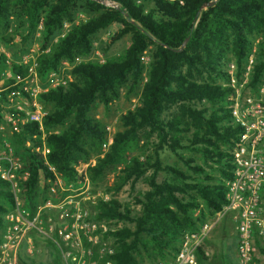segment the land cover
Returning <instances> with one entry per match:
<instances>
[{"label":"trees","instance_id":"1","mask_svg":"<svg viewBox=\"0 0 264 264\" xmlns=\"http://www.w3.org/2000/svg\"><path fill=\"white\" fill-rule=\"evenodd\" d=\"M77 1L0 0V23L7 22L11 9L19 10L28 20L29 31L23 35V43L29 41L43 18L42 46L50 48L38 58L43 79L57 71L62 61L76 64L90 55L92 37L114 23L121 24L122 29L113 42L132 35L121 57L104 64L77 63L73 73L78 82L70 81L40 95L46 108H52L44 120L49 165L67 185L81 187L83 178L78 176L76 166L86 162L92 152L100 151L105 141L104 126L90 117L93 105L100 101L109 107L121 99L124 87L133 94L144 80L143 61L152 48L140 103L122 116L124 131L113 138L109 152L89 167V177L94 184L107 169L121 166L123 186L152 171L146 177L150 189L135 197L134 203L140 207L137 216L130 207L123 208L111 200L98 203L95 219L134 224L133 228L110 231L115 239L116 264H145V258L159 260L156 264L173 260L183 235L216 216L227 203L226 181L232 178V151L241 129L233 124L230 109L235 89L216 84L214 76L228 78L222 68L231 53L240 77L252 39L260 35L248 86L256 92L264 78V0H111L119 4L118 9H108L96 0H83L86 8L98 15L74 25L51 46L64 23L74 21ZM186 39L189 42L181 50ZM13 40V36L4 38L9 44ZM13 67L14 72L25 73L18 64ZM6 71V60L0 56V82ZM12 83L10 80L7 85ZM174 107L178 110L168 117ZM71 117L73 121L66 125ZM58 128L59 133H50ZM141 131H149L159 140L154 162L150 158L141 161L135 155L142 149ZM9 133L14 157L23 162V171L30 173L20 186L22 211L31 217L40 202L47 199L55 175L36 152L40 145L37 125L20 126ZM28 141L32 142L31 148L26 147ZM165 148L176 154L187 171L162 163L159 152ZM181 151L196 153L202 163ZM161 172L171 178L159 181ZM0 201L1 235L3 215L14 207L10 184L1 178ZM39 240L35 237L36 246ZM201 256L200 263L207 264L203 250Z\"/></svg>","mask_w":264,"mask_h":264},{"label":"built area","instance_id":"2","mask_svg":"<svg viewBox=\"0 0 264 264\" xmlns=\"http://www.w3.org/2000/svg\"><path fill=\"white\" fill-rule=\"evenodd\" d=\"M112 9L119 4L111 0H96ZM101 63H105L102 59ZM254 56H250L241 76V89L236 85L231 97L232 122L240 127L232 151V178L226 181L227 203L216 216L200 224L195 231L186 232L175 258L158 264H201V250L206 252V240L217 223L231 215L238 233L237 257L239 264H256L255 251H264V78L256 92L248 86L252 81ZM7 76L13 81L8 86L0 85V178L10 184L14 207L3 215V230L0 235V264H19L20 257L36 251V238L45 239L58 250L62 264H116L115 239L108 221L95 219L89 208V193L92 185L89 177L91 160L76 166V172L83 178L77 188L67 185L49 165L47 132L44 120L49 111L41 102L40 95L50 90L40 86L38 57L29 54L17 63L25 73L14 72L13 63L7 57ZM235 82V79L233 80ZM64 79L54 83L53 88L65 85ZM8 92L5 97L3 93ZM242 92V93H241ZM24 125L38 126L40 145L35 149L41 154L55 180L48 197L40 202L36 212L26 216L22 211L21 182L28 179L24 164L14 157V146L7 133ZM50 133H53L52 131ZM115 137L111 128L105 130L103 153H108ZM27 148L32 142L26 143ZM103 156V155H102Z\"/></svg>","mask_w":264,"mask_h":264},{"label":"rangeland","instance_id":"3","mask_svg":"<svg viewBox=\"0 0 264 264\" xmlns=\"http://www.w3.org/2000/svg\"><path fill=\"white\" fill-rule=\"evenodd\" d=\"M140 2V1H139ZM108 9V6L104 5L101 2H97ZM74 21H66L64 23L63 29L56 34L54 39L51 41V46L57 44L58 41L66 36V34L71 30L74 25H78L82 22H85L92 18L93 16L98 15V13L90 12L86 8V2L83 0L77 1V6L74 12ZM43 17V16H42ZM43 18L40 22L38 29H36L35 33L31 36L27 43L22 42L23 35H26L29 31L28 20L21 16V12L19 10L11 9L9 12V18L6 23H0V56H2L5 60L7 57H10L13 65H17V63L22 62L26 59V57L33 53L38 58L41 54L49 52L50 48H43V26H42ZM122 29V25L119 23H114L110 27L105 30L99 31L92 37L93 40V50L90 55L80 58L77 60V63H101L102 59L105 63L108 60H113L121 57L128 45L131 42L132 35L127 34L122 37L120 40L113 42L114 37L119 33ZM13 36V44H9L4 41L5 37ZM261 40L260 35H256L252 39V45L250 48V56H254L258 50V44ZM49 46V47H51ZM153 49L150 48L144 57V67H145V75L144 80L140 87L136 89L133 94H128V88L124 87L122 89V97L121 99L115 101L109 107L105 106L100 101H97L90 112V117L96 121L100 122L104 126V132L109 127L114 132V135L120 131H124L122 116L129 111H134L141 100V94L143 91V85L147 81V72L148 66L151 61V56L153 54ZM248 57V58H249ZM248 61V60H247ZM76 64H71L68 61H62L59 69L55 72H52L48 75L47 78H41L40 86L42 88L54 89L53 85L59 79H64L66 81V86L70 81L78 82L79 78L74 75L73 71ZM104 64V63H102ZM7 65V64H6ZM223 71L227 73L228 78L223 79L219 75L214 76V81L216 84L223 86H231L236 85L238 89H241V76L246 75L245 71L242 72L241 76H238L237 64L234 61L232 54L228 55V60L226 64L223 66ZM8 70V67H7ZM253 70V69H252ZM252 75V72L251 74ZM235 79V82L233 81ZM10 81V78L7 76V71L3 80H1L0 85L8 86L7 83ZM1 88V87H0ZM234 88V87H233ZM235 89V88H234ZM242 93V92H241ZM48 111L52 110L51 107H48ZM178 110V107H174L171 111L167 113V116L170 117L175 114ZM73 121V118H69L66 125L70 124ZM61 131L60 128L52 130L53 133H59ZM8 139L10 138V133H7ZM158 138L156 135H151L149 131H141L140 132V147L142 149L136 150L135 155L140 158L141 161H146L149 158L151 162H154L155 157V145L158 144ZM142 150V151H141ZM144 150V151H143ZM107 153H103L101 149L98 152H92V156L84 163H88L91 160H94V163L98 160V158L105 156ZM181 154L186 157H191L197 160L198 163H202V159L199 155L192 151H181ZM103 155V156H102ZM159 158L164 165H171L178 169L187 171L186 166L180 161V159L173 153L170 149L165 148L164 150L159 152ZM121 166L118 167H110L106 170L105 174L94 184L91 181V191L89 193V208L92 210L94 214H98V203L101 201L110 202L111 200L118 201L123 208L130 207L134 210V216H137L140 213V207L136 206L134 203L135 197L141 193H145L150 189V185L146 182V177L149 176L152 171H149L145 177L136 180L130 181L127 184L121 186L120 176L121 174ZM159 181H163L165 179H170L171 176L166 172H161L158 175ZM1 202V201H0ZM122 208V209H123ZM199 212H197L198 214ZM109 226L113 231L122 230L125 227L133 228V223H125L119 220H109ZM215 231L213 234L207 238L206 246L209 249L211 254L210 256V264H239L237 253L235 252V224L231 220L230 215H226L221 218V222L217 224L215 227ZM48 242V241H47ZM52 245V250L56 255H58L57 249ZM42 244H38L36 246V251L41 247ZM42 248V247H41ZM34 252V255L36 253ZM59 256V255H58ZM27 261V256L23 257ZM58 264H62L61 258ZM24 260V261H25ZM159 260L149 258H145V264H156ZM264 261V258L259 260L260 263Z\"/></svg>","mask_w":264,"mask_h":264},{"label":"crops","instance_id":"4","mask_svg":"<svg viewBox=\"0 0 264 264\" xmlns=\"http://www.w3.org/2000/svg\"><path fill=\"white\" fill-rule=\"evenodd\" d=\"M230 217H231V220H232V216L231 215H230ZM219 222H221V219H220ZM215 229L216 228H214V230L212 231V234L215 231ZM235 230H236V227H235ZM38 242H39L38 244H40V243L42 244V246H41L42 248L39 247V249L36 251L35 255L34 254L29 255L27 253L23 254L21 257H24V255L27 256V261L23 258L22 260H20L19 264H58L60 262V259H58V258H61V257H60L59 252H57L59 256L58 255L55 256V254H54V252L52 250L51 243L47 242L45 239H40ZM237 242H238V233H237V230H236V234H235V252H236V248H237ZM206 252H207V254H205V255H206V257H208V260H205V261H206L207 264H210V256H211V254H210L209 249L207 248V246H206ZM261 258H264L263 252L261 250H256L255 251L256 264H264V261L262 263L259 262V260H261Z\"/></svg>","mask_w":264,"mask_h":264},{"label":"water","instance_id":"5","mask_svg":"<svg viewBox=\"0 0 264 264\" xmlns=\"http://www.w3.org/2000/svg\"><path fill=\"white\" fill-rule=\"evenodd\" d=\"M212 4L213 3H209L208 5H212ZM188 42H189V39H186V41L184 42L183 46L181 47V50H183L186 47V45L188 44Z\"/></svg>","mask_w":264,"mask_h":264}]
</instances>
